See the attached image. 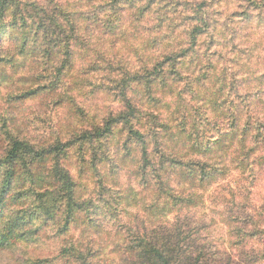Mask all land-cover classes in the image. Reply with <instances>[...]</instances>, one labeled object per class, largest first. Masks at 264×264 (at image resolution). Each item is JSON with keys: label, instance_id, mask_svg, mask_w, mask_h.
<instances>
[{"label": "clouds", "instance_id": "1", "mask_svg": "<svg viewBox=\"0 0 264 264\" xmlns=\"http://www.w3.org/2000/svg\"><path fill=\"white\" fill-rule=\"evenodd\" d=\"M104 2L106 0H97V4ZM252 2L261 6L260 11L252 14L261 16L264 0ZM97 4L88 5L85 0L84 7L79 10L87 11ZM245 8L247 4L240 7L238 3L229 4L228 0H222V3L206 11L222 13L213 18L223 25L229 16L243 12ZM181 12L184 16L195 15L183 9ZM136 15V10L123 13L125 19L121 34L115 37H101L99 33L89 36L83 24L75 32L78 38L87 41L88 46L95 50L87 60H78V65L95 59L97 53L104 57L103 67L111 65L109 70L93 78V83L104 84L111 91L101 92L94 101H81L83 109L87 110L85 119L66 120L57 118L55 114L29 112L20 118L16 126L9 125L0 131V140L10 143L8 134L19 140H30L36 150L47 153V158L42 164L38 162L34 170L51 176L60 169L73 182L87 185L88 191L78 198V203L89 200L99 202L98 181L107 179L105 186L111 190V195L105 197L107 203L100 206L107 217L104 240L108 243V251L117 245L127 247L141 239L172 235L183 226L186 232H198L201 244H214L224 253L245 252L249 257L264 256V236L248 235L256 231L264 233V173L261 172L264 146L255 142L257 133L251 132L247 139L243 135L237 136L227 151L218 155L209 157L196 151L202 143L219 140L217 128L229 125L234 114L238 115L241 131L249 122H264V97L250 102V107L237 113L233 105H242L236 95L230 96L227 89H222L219 83L212 80L204 81V87L196 83L209 63L204 56L206 48L198 43V57L190 54L183 64L173 67L171 54L180 53L182 49L186 51L191 45L184 43L177 47L178 41L173 40L169 41L173 44L172 48L145 51L150 36L135 23ZM102 18H111V13ZM28 23L32 24V21ZM224 31L223 27L218 29L219 33ZM246 34L250 39L237 41L242 48L253 49L257 44L261 47L253 52L250 62L244 60L241 63L255 71L256 76H264V26L257 29L254 25ZM216 38L221 39L219 35ZM184 39L180 37V40ZM224 39L230 40L231 36L225 35ZM230 49L231 45L222 51L229 52ZM212 63L217 62L213 60ZM259 91L253 86L240 96H254ZM224 101L228 102L225 109L217 110V106ZM132 113H137V118L129 119ZM6 118L7 111L0 110V120ZM113 121L119 123L113 125ZM109 126L111 135L107 141L103 138L99 142L96 139L87 140L89 135L95 137L97 130H105ZM136 136L143 137V143L138 142ZM57 146L62 153L59 156L54 151ZM97 149L106 153L112 163L99 166V176L90 173L87 178L81 179V170L86 164H91ZM129 150L132 155L128 159L135 163L125 161ZM146 162L148 175L145 178L141 170ZM193 162L223 169L225 176L216 183L202 184L199 177L186 179L173 170ZM113 163L120 169L116 177L111 175ZM58 188L59 185H46L40 191L55 192ZM239 205L247 206V213L256 218L255 224L246 229L241 223L232 222L235 217H230L227 211ZM66 216L67 201H64L57 219L63 222ZM81 232L82 228L71 230L69 246L92 239L85 237L82 240ZM33 252V247L20 245L16 255L23 260ZM161 252L169 255L162 246ZM115 258L116 254H113L112 259ZM56 264H64V261L58 260Z\"/></svg>", "mask_w": 264, "mask_h": 264}, {"label": "trees", "instance_id": "2", "mask_svg": "<svg viewBox=\"0 0 264 264\" xmlns=\"http://www.w3.org/2000/svg\"><path fill=\"white\" fill-rule=\"evenodd\" d=\"M61 1L44 0L43 4H40L35 0H0V28L5 24L7 19L11 20L9 24H11L10 27L13 29V32H10L9 35L15 42H21L19 44V53L21 55H27L26 57L37 67V74L33 77V80L38 87L35 90L30 89L24 91L19 96L16 95L15 99L17 101L25 100L31 96H38L41 92H44L46 96L53 94L55 105L68 102L76 112L74 115L82 118L85 114L80 111L76 98L70 95L69 98L66 97V93L69 94L73 89L81 93V87L83 88L84 86L83 83H79L76 80L73 82V89H70L71 84L66 85L68 70L74 65L75 49H86L89 47L88 42L78 38L75 32L78 26L83 24L86 26L89 36L99 33L103 37H115L120 35L121 32L122 22L125 19L123 13L132 10H136L137 15L134 17V20L141 28H145L144 24L146 25L149 17L152 15L157 16L154 18L156 25L154 31H157L154 42L156 45L159 44L160 49L172 48L173 44L167 47L164 42L177 41L174 36H177L178 32L185 39L178 46L177 44L179 42L176 43V46L179 47L184 43L191 45L186 51L182 49L180 53L174 52L171 54L170 59L172 60L173 67L178 64H183L184 60L190 54L198 57L200 55L197 51L198 43L200 47L206 48L204 56L208 58L209 63L206 66L205 73L196 81L200 87H204V81L210 80L211 72L217 68L218 64L220 66L222 60H226L230 51L233 52V49L241 47L237 43L239 40V30H241L239 27L245 24L238 25L237 28L232 27L233 25H229L228 28L220 25L225 31L219 33L218 29L220 27H217L219 22L213 18L217 13L214 14L206 11L222 3V0H211L210 3L207 0H203V2L199 1V3L190 0H106V2L98 4L97 0H86L88 5L97 4V6L91 7L87 11L77 10V12L66 11V7L61 4ZM78 3L81 9L84 7L85 0H78ZM233 3H238L240 7L247 4V8L243 12L233 13L229 18H236V15L244 14L246 16V22H249L251 15H247L248 12L261 10V6L253 3L252 0H235ZM76 6L78 7V4ZM181 9L184 12H194L195 15L184 16ZM107 13H111V18L103 19L102 17ZM177 13H179L178 18L175 19L174 15ZM220 14L222 15V13ZM262 15H264V12H262ZM29 20L32 21V24L28 23ZM177 21L182 24L179 26H182L181 30L174 25ZM170 26L172 28L167 33ZM161 30L165 31V35L159 37L158 34ZM42 33L43 44H41ZM217 35L221 39H217ZM225 35H230L231 39L225 40ZM201 41L202 43H200ZM229 45H231L229 52L222 51L223 49H227ZM258 49L257 46L256 50ZM244 50L246 53V49ZM96 56L97 62L89 68L91 72L107 71L111 68L110 64L108 68L102 66L105 62L103 55L97 53ZM213 60L217 63L213 64ZM233 60L237 66L240 57H235ZM11 62H13V56L7 57L0 52V65ZM192 62L194 61H190V63ZM225 64L227 63L224 62L221 66ZM231 69L235 70L232 66L227 70H222L225 75V85L221 84V86L223 89L224 86L226 87L230 96L236 95L237 99H241L242 106L233 105L236 107L237 113H239L243 108L250 107V102L264 97V76L256 77V73L254 72L252 78L253 83L258 84L257 88L260 91L254 96L241 97L240 93L248 88L245 87L236 72L235 78L227 81ZM173 75L178 74L173 73ZM249 80L246 79V81ZM41 83H44V85L41 86ZM1 86L0 80V88ZM64 86H67V88L62 94ZM227 103V101H224L223 104L218 105L217 110L223 111ZM137 116V113H132L129 119H135ZM4 120L7 123V119ZM118 123V121L112 122L113 125H117ZM227 126L228 129L217 128V135L220 137L219 140L215 142L210 140L208 141L210 143L200 144L196 148L197 152H202L200 155L209 157L218 155L227 151L228 147L236 141L237 136L243 135L244 139H247L253 131L257 133L254 140L258 146L264 145V122L257 121L255 124L249 122L248 126L241 131L238 115L234 114V118ZM2 128L4 127H1L0 131ZM110 135L111 126L105 130H97L95 137L89 135L87 140L91 142L93 139H96L99 142L101 138L107 140ZM228 136H232V138L226 139ZM135 139L143 143V137L136 136ZM8 141L10 143H8L4 151H1L2 156H0V209L5 208L16 185L17 178H22L23 175L25 176L24 182H28L30 178V185L19 193V201L35 198L38 209L34 212L32 211L33 213H28L29 210L25 209L23 213H18L11 218L6 227L7 234L0 235V248L7 249L13 246L14 241L27 238V234L21 232V229L28 224L29 220L47 216L49 220L48 224L58 223L60 220L57 217L61 212V204L64 201H67V216L60 226L59 232L62 234L69 233L75 214L88 210L86 203L77 202L78 198L74 191L75 184L73 180L62 170L57 169L54 174L49 176V182L48 180L44 181L43 187L46 185H59L58 190L55 192H41L40 189L43 187H41L39 181L36 183L34 166L38 162L42 164L47 158V153L36 150L28 139L19 140L8 134ZM54 151H56L57 156L62 154L60 146H57ZM99 153L100 151L97 149L96 155L91 162L92 168H95V163L97 162L98 164H103L109 160L106 153H102L101 155ZM164 163H167V161H164ZM147 166L148 162L145 163V168L141 170V174L145 178L148 175L146 171ZM170 167L172 166L170 165ZM173 170L186 171L190 178L199 177L202 184L216 183L225 176L223 169L196 162L182 166L179 169L173 168ZM99 186L101 190L111 192L108 187L103 185ZM2 209L0 210V221L5 213ZM229 210V216L235 217V220L232 222L241 223L245 229L256 222V218L247 213V206L239 205ZM241 217H243V220H241ZM237 234H240L239 230ZM248 235L264 236V233L256 231ZM200 239L198 232L193 230L186 232L184 227L181 226L172 235L162 238L152 237L149 239H141L134 242L133 245L125 247L121 262L122 264H261V261H264V256L252 255L249 257V254L245 252L239 254L224 253L216 249L214 244H201ZM161 246L166 249L169 255L165 256L162 254ZM63 252L66 255L65 257L71 258L78 264H93L91 260L95 257L94 252L88 251L85 253L76 247L65 249ZM45 262L43 261V263Z\"/></svg>", "mask_w": 264, "mask_h": 264}, {"label": "rangeland", "instance_id": "3", "mask_svg": "<svg viewBox=\"0 0 264 264\" xmlns=\"http://www.w3.org/2000/svg\"><path fill=\"white\" fill-rule=\"evenodd\" d=\"M35 1L43 4L44 0ZM190 1L199 3V1L201 0ZM233 1L235 0H228V3L231 4L233 3ZM61 4L66 7V11H80V4L78 3V0H62ZM77 4L78 7L76 6ZM253 12L254 11H251L247 14L251 15L249 21L250 23L246 22V16H244V14H238L236 15V18L228 17L223 25L227 28L229 25H234L235 28H237L238 25L245 24L244 26L239 27L241 28V30H239V40L246 41L250 39V36L246 34L249 29H251L254 25L257 29H259L261 26H264V15L254 16L252 14ZM178 14L179 13L174 15L175 19L178 18ZM217 15L221 14L217 13L216 16ZM156 17V15H152L151 17H149L146 21V25L144 24L145 28H141L139 26L141 31L148 33L150 36V39L145 44V51L155 52L157 50H160L159 44L156 45V43L154 42V38L157 36V31H154V28L156 27L154 18ZM10 21V19H7L5 21V24L0 28V52H2L7 57L13 56V62L2 63L0 65V80L2 85L0 88V110L7 111V123L4 119L0 120V124H2V127L7 128L9 127V125L16 126L20 122V118L23 117L25 113L34 111L44 114H55L57 118H64L66 120L79 121L85 119L87 117V110L83 109L81 101H94L101 92L110 91L104 84L97 85L93 83V78L98 77L100 73L104 72L96 71L93 73L89 70V68L95 62H97V56L95 59L91 60L88 63H80L79 65L77 64L78 60L85 61L88 59V57L93 56L95 50L90 47L86 49L76 48L74 53V65L68 70L66 79V85L68 86L69 84H71L70 89H73V82L75 80L79 83H83L84 85H82L83 88L81 87V93L74 91V89L69 94L66 93L67 98H69L70 96L76 98L78 107H80V111L85 114L82 118H79L78 115H74L76 112L72 108V105L68 102L55 105L53 94L51 96H46L44 92H41L38 96H31L29 98H26L25 100L17 101L15 99L16 95L19 96L24 91H28L30 89L35 90L38 87V85L34 83L33 80V77L37 74V67L29 58L26 57L27 55H21L19 53V44H21V42H15L14 39H12V37L9 35L10 32H13V29L10 27L11 24H9ZM174 25L179 27L182 24L175 22ZM220 25L221 24L219 22L217 27H220ZM171 28L172 26L169 27L167 33H169ZM179 28V30H181L182 26ZM163 35H165V31L161 30L158 36L160 37ZM181 36H183L181 33H179V36H174L179 42L177 46L182 42V40L180 41ZM164 43L167 47L169 45H172V43H168V41ZM257 46L258 48L261 47L260 44H257L253 49H246V53L244 50L245 48L242 47L233 49V52L230 51L226 60L224 59L221 62V64H223L224 62L227 64H225L224 66H221V64L219 66L218 64L217 66H219V68L217 67L211 72L210 80L214 81L215 83H219L220 85H225V75L223 74L222 70H227L230 68V66H232L233 68H235V70H230L229 78L227 79V81L235 78V75L237 74L238 77L241 78L246 88H251L253 86L258 87V84L253 83L252 79L255 71L249 69L246 64L241 63L244 60H247L249 62L251 61L252 54L254 51H256ZM233 57H240L237 66L234 64ZM246 79L250 80L246 81ZM40 85L42 86L44 85V83H41ZM67 86H64L62 94ZM224 89H226L225 86ZM41 123H47V121H41ZM4 128H2L1 131H3ZM224 129H228V126L226 125ZM228 138L230 139L232 138V136L226 137V139ZM7 146V142L0 140V156H2L1 151H4ZM104 146L105 145H102V147ZM102 153L104 152H100L99 154L101 155ZM198 153L200 154L202 152ZM131 155V150H129L127 156L125 157V161L128 163H135L134 160L128 159L129 157H131ZM108 163L112 162L109 160L108 162L103 164H98L97 162L95 163V168L91 167L92 164H86V166L80 172V178H87L90 173L93 176H99L100 173L99 171H97V168ZM119 171V167L115 163H113L111 175L113 177H116ZM261 172L264 173V164H261ZM34 173L36 183L39 181V183H41V187H43L45 180H48L49 182V176L44 175L38 169L34 170ZM178 173L186 179L190 178L186 171L179 170ZM24 177L25 176L23 175L22 178H17L16 185L14 186V190L10 195V199L8 200L7 205L3 209L1 208L5 213L3 214L4 217L0 221V235L7 234L6 227L13 216H16L18 213H23V210L25 209L29 210L28 213H33L34 211H36V209H38L35 198H30V200H22L21 202L19 201V193L24 191L30 185V178L28 179V182H24ZM106 183V178H102L98 181L97 187L99 191L97 192V195L99 196V202H95L92 200L84 202L87 204L88 210L75 214L74 220L72 221V224L70 226L69 233L72 229L82 228V240L85 237H92V239H89L87 243L78 241L75 244H71V246H69V242L71 239L69 233L62 234L59 232V228L63 224V222L59 221L55 224H48V217L41 216L39 218L37 217L35 219L29 220L28 224L21 229V232L27 234V238L14 241L13 246L7 249L0 248V264H56V261L58 260H63L64 264H78L71 258L65 257L66 255L63 251L71 247H76L80 250H83L85 253L88 251L94 252L95 257L91 260L93 264H122L121 261L125 246L117 245L113 247L111 251H108V243L104 240V231L107 217L105 215L104 208L100 205L107 203V201H105V197L110 196L111 192L101 190L99 185L105 186ZM74 184V191L76 192L77 198L88 191L87 185L78 182H74ZM38 187L40 188V186ZM117 195L119 194L117 193ZM229 209L227 210L228 213L230 211ZM20 245L31 246L34 248L33 254L28 259L21 260V258L16 255V252ZM113 254H116L115 259H112ZM43 261L46 262L43 263Z\"/></svg>", "mask_w": 264, "mask_h": 264}]
</instances>
